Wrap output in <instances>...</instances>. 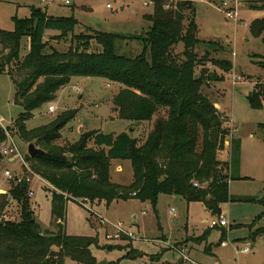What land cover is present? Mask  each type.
I'll return each mask as SVG.
<instances>
[{"label":"trees","instance_id":"trees-1","mask_svg":"<svg viewBox=\"0 0 264 264\" xmlns=\"http://www.w3.org/2000/svg\"><path fill=\"white\" fill-rule=\"evenodd\" d=\"M153 4V13L144 16L149 24L147 32L142 37L133 36L142 45L135 58L116 53V44L126 37L102 32L93 37L76 36L82 44L65 53L54 49L46 52V32H56L59 35L55 39H62L73 33L77 22L73 17L48 16L41 9L31 8L29 18H13V32L0 31V75L10 76L11 80L19 78L14 84L13 101L22 113L15 119L13 131L22 142L43 152L33 158L27 155L25 161L53 188L50 200L55 229L41 233L30 210L28 185L16 180L9 193L20 208V221L0 223V264H65L67 260L97 264L92 248L106 250L110 246L100 248L97 239L66 235L69 201L87 199L109 205L137 200L155 209L159 196H175L188 204H202L212 215H219L220 206L230 201L229 182L239 179L234 176L240 164L239 146L235 141L228 164L217 160L229 132L215 107L201 93L208 82L194 75L199 63L195 48L216 45L196 38L193 2L180 1L171 7L162 1ZM251 8L264 10V0ZM249 30L264 44V20L253 21ZM23 39L28 40L29 51L21 58ZM91 40L102 48L101 52H89ZM179 44L183 46L181 55L174 52ZM215 66L225 73L231 70L228 62H216ZM72 78H100L118 84L121 89L112 104L119 120L141 124L156 118L146 141L138 146L128 133L91 131L71 145H56L61 131L75 118L74 110L62 112L48 125L27 130L26 123L33 113L54 102ZM247 101L253 109L261 108L264 86L254 85ZM5 140L0 131V144ZM113 161L130 163V185L111 182ZM0 198L1 213L7 199ZM255 203L264 209V198ZM260 218H264V212ZM260 235H264V226L252 234V239Z\"/></svg>","mask_w":264,"mask_h":264},{"label":"rangeland","instance_id":"rangeland-1","mask_svg":"<svg viewBox=\"0 0 264 264\" xmlns=\"http://www.w3.org/2000/svg\"><path fill=\"white\" fill-rule=\"evenodd\" d=\"M154 1H162L171 7L185 0H71L70 6H64L61 0H0V31L13 32V18H29L31 8L41 9L54 17H73L77 22L73 33L65 38L55 39L52 34H45L46 52L54 49L65 53L82 44L75 39L76 36L93 37L95 33L102 32L126 37V40L116 44V53L135 58L141 53L142 45L133 36L142 37L147 32L149 24L144 16L153 13ZM189 1L194 3L195 8L196 38L216 45L195 48L199 63L195 66L194 75L208 82L201 88V93L215 107L229 132L224 150L217 154V160L228 164L236 141L240 164L234 176L239 179L229 182L230 201L221 205L219 215L208 213L198 203L188 204L175 196L164 195L159 197L155 209L148 202L137 200L114 201L109 205L104 202H67L66 235L97 239L100 248L110 246L106 250L92 248L97 264H179L180 251H185L197 264H264V235L252 239V234L264 226V218H260L264 209L255 203L264 198V101L259 109H253L247 101L254 85L264 86V44L262 38L252 37L249 30L253 21L264 20V10L251 8L258 0ZM227 10H236L237 18H226ZM89 45L90 53L102 50L94 40ZM28 51L29 42L23 39L20 57L23 58ZM174 52L181 55L182 44L177 45ZM220 61L230 63L231 70L225 73L215 66ZM11 72L15 77L13 69ZM18 79L11 80L10 76L0 75V118L12 128L15 119L22 113L13 101L14 84ZM120 89L118 84L100 78H72L57 93L54 102L33 113L26 129L48 125L62 112L74 110L77 112L75 118L61 131V139L56 145H71L81 135L97 131L114 135L128 133L141 146L152 131L156 118L141 124L119 120L113 113L112 101ZM50 106L54 107L53 113L48 112ZM13 140L22 161L13 162L11 157L3 156V143L0 144V196L7 199L0 221H20V208L10 199L9 191L16 180H23L28 185L30 210L41 233L52 232L55 230L50 200L53 188L32 172L30 164L25 161L29 144L15 134ZM89 146L92 147V143ZM119 166L120 172L117 170ZM7 171L10 179L4 176ZM132 175L130 163H111L112 183L128 185L132 182ZM2 200L0 198V204ZM170 211L173 217L169 215ZM100 219L111 224L123 223L124 228L135 235V240L124 237L106 240V233L113 234L114 230L110 226H101ZM221 219L228 226L212 229L211 224ZM173 221L177 225L172 224ZM185 222L194 230L187 231ZM209 228V235L204 236V231ZM246 247L250 252L241 253ZM65 264L75 263L67 260Z\"/></svg>","mask_w":264,"mask_h":264},{"label":"built area","instance_id":"built-area-1","mask_svg":"<svg viewBox=\"0 0 264 264\" xmlns=\"http://www.w3.org/2000/svg\"><path fill=\"white\" fill-rule=\"evenodd\" d=\"M44 1L51 2L52 0H42V2H44ZM61 1L64 5H69L68 0H61ZM225 16L228 19H236L237 18L236 10H234V11H231V10L228 11L227 10V12H225ZM235 80H239V78H236ZM235 80L233 81V85H235ZM48 112L53 113L54 107L50 106L48 108ZM0 131L4 133L5 138H6L5 142H3V144L1 145V153L3 154V156L11 157L10 161H13V162H15L19 159L21 160L20 155L18 153V150H17L16 145H15L14 140H13V134H14L13 128L11 127L10 124L5 125L4 120L1 118H0ZM4 176L7 179L11 178L8 171L4 173ZM194 186L197 187L196 184ZM29 196L32 197L33 193L30 192ZM80 201H82V203H89L90 202L87 199H83ZM99 224L105 228L110 226L114 230L113 234H107L106 233V235H105L106 240H115V239L118 240V239H120V237L128 238L131 240H135V238H136L135 235L132 232H130V230H127L124 228V225L121 222L111 224L106 220L100 219ZM211 226L212 227H219V228H226L228 226V224L226 221L221 219L218 222H213ZM222 245H224V243ZM249 252H250L249 248H247V247L241 250V253H243V254H248ZM178 253L181 256V260H180L181 264H197L187 256L185 251H180Z\"/></svg>","mask_w":264,"mask_h":264},{"label":"crops","instance_id":"crops-1","mask_svg":"<svg viewBox=\"0 0 264 264\" xmlns=\"http://www.w3.org/2000/svg\"><path fill=\"white\" fill-rule=\"evenodd\" d=\"M68 1H69V5H64L63 3H62V4H63L64 6H70V4H71L70 1H71V0H68ZM187 1H189V0H187ZM46 14H47V13H46ZM47 15H48V16H52V15H49V14H47ZM52 17H54V16H52ZM45 34H52L53 37H57V36L59 35V34L56 33V32H46ZM252 86H253V85H252ZM123 133H124V132H123ZM109 134H111V133H109ZM114 162H115V161H114ZM124 163H127V161H125ZM128 163H129V162H128ZM118 169H119V172H120V171H121V167L119 166V167L117 168V170H118ZM130 184H131V183H130ZM130 184H128V185H130ZM118 185H119V184H118ZM124 186H127V185H124ZM159 197H160V196H159ZM158 199H159V198H158ZM198 204H199V203H198ZM200 205H202V204H200ZM202 206H203V205H202ZM220 207H221V206H220ZM203 208H204V207H203ZM204 209H205V208H204ZM205 210H206V209H205ZM207 212H208V211H207ZM208 213H209V212H208ZM169 215L173 217V212L170 211V212H169ZM133 219H136V218L133 217ZM172 224L177 225V222L173 221ZM211 225H212V224H211ZM184 228H185V229L187 228V231H190L191 229H193L192 227L188 226V223H187V222L184 223ZM211 228H212V229H216V228H219V227H212V226H211ZM211 228H209L208 230L206 229V230L204 231V234L207 233V235H209V230H210ZM219 229H221V228H219ZM193 230H194V229H193ZM199 235H200V234H199ZM199 235H198V236H199ZM251 248H252V247H251ZM179 264H181V261H179Z\"/></svg>","mask_w":264,"mask_h":264},{"label":"water","instance_id":"water-1","mask_svg":"<svg viewBox=\"0 0 264 264\" xmlns=\"http://www.w3.org/2000/svg\"><path fill=\"white\" fill-rule=\"evenodd\" d=\"M14 83V81H13ZM27 155L30 157V158H33V157H36V156H42L43 155V152L39 149H37L33 144H29L27 146ZM3 221H0V223H2ZM98 264H105V262H100Z\"/></svg>","mask_w":264,"mask_h":264}]
</instances>
